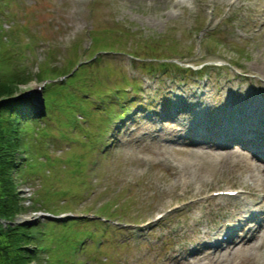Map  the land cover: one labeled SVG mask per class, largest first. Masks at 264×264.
Segmentation results:
<instances>
[{"label": "rangeland", "instance_id": "rangeland-1", "mask_svg": "<svg viewBox=\"0 0 264 264\" xmlns=\"http://www.w3.org/2000/svg\"><path fill=\"white\" fill-rule=\"evenodd\" d=\"M239 1L243 8L233 7L231 0H0V23L12 39L10 50L16 53L19 48L21 62L11 59L24 66L28 75L27 81L18 84V96L40 97L39 66L46 63L61 69L72 57L76 61L72 68L80 61L89 64L84 71L96 73L94 83L85 80L89 91H108L96 98L94 105L82 96L79 76H74L70 100L59 101L55 118L32 128L26 136L35 168L17 181L24 208L11 222L21 220L29 225L44 215L40 209L28 207L30 195L36 191L46 214L81 215L41 225L38 239L45 249L44 264L257 261L260 244L251 256L250 238L246 252L241 251V242L224 248V253H231L226 261L219 249L216 255L197 251L190 260H180L177 252H168L189 251L217 225L225 228V208L234 209L237 202L209 195V189L248 185L254 189L255 198L264 192V160H256L260 164L256 165L260 171L256 179L246 146L212 143L217 140V125L224 115L231 114L230 109L221 108L231 87L230 82L223 86L227 76L237 86V99L233 97L231 104L238 110L243 108L239 113L250 115L245 109L255 101L260 106L257 94L264 96V66H258L264 65V21L253 19L260 9L264 11V0ZM87 40H95L89 50ZM102 44L116 49L92 51ZM125 50L138 56L130 59ZM165 60L169 66L207 61L216 67L204 70L206 81L201 83L199 72L179 79L158 71V64ZM118 73L136 80L139 89L129 92L133 100H128L125 116L111 124L106 121L115 107L109 97L115 86L120 88L125 83ZM81 76L85 77L84 73ZM145 77L148 83L143 81ZM249 88L258 92L252 94ZM179 99L192 113L182 109L177 117H162L171 102ZM209 100L215 102L208 104ZM215 106L216 113L208 110ZM227 131L242 135L231 127ZM110 135L112 139L102 153L104 146L98 142L109 140ZM163 136H172L174 142L164 141ZM256 136L245 137L252 144L264 143V137ZM196 194L202 200L181 201ZM159 212L162 216L155 218ZM142 221L147 223L136 224ZM113 223L126 226L113 233Z\"/></svg>", "mask_w": 264, "mask_h": 264}, {"label": "trees", "instance_id": "trees-1", "mask_svg": "<svg viewBox=\"0 0 264 264\" xmlns=\"http://www.w3.org/2000/svg\"><path fill=\"white\" fill-rule=\"evenodd\" d=\"M6 32L7 28L0 23V264H44L45 249L38 239L42 232L40 227L44 223L50 225L61 220L44 215L29 225L10 220L24 208L16 188L17 181L20 177H27L26 171L35 168L30 157L33 150L26 136L32 128L44 126L55 118L54 109L58 107L59 101L70 100L69 90L74 76H79L77 81L83 90L87 89L85 80L94 83L97 77L92 69L93 73L84 71V67L89 64L83 65L78 61V65L72 68L76 63L75 57L66 60L61 69L48 67L44 63L36 72L38 80L44 79L40 88L42 107L32 105L31 94L18 96L21 93L18 84L27 81L28 75L22 69L23 65L21 68L12 61L11 56L19 62L21 57L18 55L19 48L16 53L10 50L12 39L8 38ZM66 70L70 72L66 74ZM83 73L85 77L81 76ZM58 75L63 78H57ZM34 99L39 101L37 97ZM37 193L36 191L30 196L31 203L28 207L43 209L42 198ZM2 220H6L4 224Z\"/></svg>", "mask_w": 264, "mask_h": 264}, {"label": "bare ground", "instance_id": "bare-ground-1", "mask_svg": "<svg viewBox=\"0 0 264 264\" xmlns=\"http://www.w3.org/2000/svg\"><path fill=\"white\" fill-rule=\"evenodd\" d=\"M236 3V6H240V3L238 2H235ZM252 5V4H251ZM247 6V5H246ZM252 7V6H251ZM254 7V6H253ZM252 7V9H253ZM243 8V7H242ZM258 10V9H257ZM248 12V11H247ZM255 17H253L254 21L257 19L261 20V21H264V11L263 10H259L257 13H255ZM252 34V33H251ZM264 66L263 64H259L258 63V66ZM263 72H264V69H263ZM248 86V85H247ZM250 86V85H249ZM252 88H249V91L253 93V90H251ZM239 90V89H238ZM237 93H234L235 96ZM244 95V94H243ZM261 95V94H259ZM246 96V95H245ZM259 97V96H258ZM257 98V97H256ZM261 103V102H260ZM257 107L256 106H253V107H249V112L251 111H255L253 109H256ZM235 109V108H234ZM231 114L229 115H226V116H230L232 121L231 123L229 124V127L228 128H232V129H236L238 130L242 135L244 136H247V138H251V137H254L256 136V138H261V137H264V110L262 111V113H260L263 117V119H257L259 122L262 121L263 123H259L257 120L253 119L251 113L250 115L247 114V113H234L235 111L233 110H230L229 111ZM258 114V115H260ZM203 141V140H202ZM254 146H258L261 151L263 150L264 151V143L261 144H253ZM255 230L256 228L254 227H251L249 225H247L246 227V237L245 236H239L237 239L240 240L241 244L239 246L242 247V252H246V250H248L249 246H250V242H248L247 240L250 238V237H254L256 235L255 233ZM207 231V230H206ZM206 231L204 232V234H206ZM218 231V228L215 229L214 232H211V231H208L211 235L215 232ZM224 240H226V246L224 247L226 249L229 248V247H233L234 246V240L231 239V233L229 231H225V236L223 237ZM218 250V249H216ZM219 251V250H218ZM242 252H240V254L242 255ZM207 257V256H206ZM167 264V263H165Z\"/></svg>", "mask_w": 264, "mask_h": 264}]
</instances>
